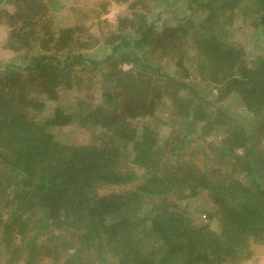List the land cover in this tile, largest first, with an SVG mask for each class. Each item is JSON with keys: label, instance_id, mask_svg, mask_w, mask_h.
<instances>
[{"label": "trees", "instance_id": "1", "mask_svg": "<svg viewBox=\"0 0 264 264\" xmlns=\"http://www.w3.org/2000/svg\"><path fill=\"white\" fill-rule=\"evenodd\" d=\"M115 1L100 37L54 26L55 0H0L21 53L0 65V264H239L264 245V0Z\"/></svg>", "mask_w": 264, "mask_h": 264}, {"label": "rangeland", "instance_id": "2", "mask_svg": "<svg viewBox=\"0 0 264 264\" xmlns=\"http://www.w3.org/2000/svg\"><path fill=\"white\" fill-rule=\"evenodd\" d=\"M55 1L57 2V5L59 7H62L63 9L61 12H59L56 15L57 19L54 23V26L60 24L82 26L84 28H87L89 32L92 33L93 35L100 37L103 34H106L107 32L112 31V29H114L117 16L123 14L125 10V4H121L119 2H116L115 0H55ZM174 4L178 6L177 3ZM148 6L149 8L146 11V20L148 23H152V24L155 23V29H158L162 20L168 15L167 10L159 6L154 7L152 3H149ZM8 8L9 10H11L12 6H9ZM163 9L166 12H164ZM169 11L170 14L172 15L174 14L173 13L174 11H178V8H176L175 6L174 8H170ZM1 23H0V65L8 61L18 59V57L21 54L19 51H15L11 49V47H9L10 45L8 46L5 44V39L7 37V31L9 30V28L7 27V24L5 22H1ZM13 25L11 24L12 27ZM238 25L239 24L234 25L236 36L234 35L232 36V38L236 40L238 38L239 40H241V38H243L242 35L244 34V32H246L247 36L250 35L249 38L245 40L247 42L250 41L249 45L247 46V49H249L250 47H252L251 42L253 41L252 38H254L252 37L254 36L253 30L252 28L242 27L243 30H245L242 33L241 29L237 28ZM165 61L166 59L161 62V65H164ZM120 67L123 70H127L128 68H130V64L122 63ZM89 87H90L89 90H91L92 88H94V85L89 84ZM168 98L169 97L164 98L165 101L161 105L160 109L156 112L157 119L160 121L158 130L161 138L164 137L166 134H168V131L172 128V125L174 124L172 120H174L175 115L171 114V110L169 112L170 103ZM68 131L70 135H66ZM65 132L66 134L64 135L56 134L55 138L60 140L61 138L62 139L66 138L68 140H72L75 142H86L88 137L86 130L82 128H78L76 126H68ZM190 138H191V144L195 145L196 141L198 140V137L196 139H193V135H191ZM110 189L99 188V192H107ZM205 200H206L205 196L204 197L199 196L196 200H192V202H190L189 204L190 210L195 212L197 211L195 214L199 218H201L202 216L201 213L202 209L200 206L202 205L201 204L202 201ZM181 203L185 205V201H181ZM30 233L33 234V232ZM42 239H40L39 241H41ZM16 242H20V239L17 238ZM256 246L257 247L255 249H252L253 252L250 255V257L245 260H240L239 264H264V245H256ZM37 260H39L40 262L39 264H59L62 258L57 260L52 254L48 252H44L43 255H40L37 258ZM20 264L23 263L20 262Z\"/></svg>", "mask_w": 264, "mask_h": 264}]
</instances>
